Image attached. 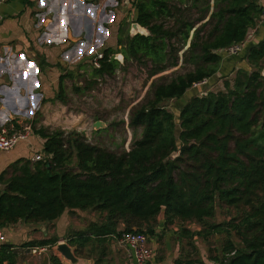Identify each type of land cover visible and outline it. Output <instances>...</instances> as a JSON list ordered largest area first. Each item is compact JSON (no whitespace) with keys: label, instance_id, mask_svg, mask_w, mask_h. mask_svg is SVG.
Returning <instances> with one entry per match:
<instances>
[{"label":"trees","instance_id":"16d2710c","mask_svg":"<svg viewBox=\"0 0 264 264\" xmlns=\"http://www.w3.org/2000/svg\"><path fill=\"white\" fill-rule=\"evenodd\" d=\"M213 7L211 12L212 0H137L136 23L149 35L121 34L124 63L151 65L150 77L176 68L194 32L183 55L194 69L155 84L152 97L131 111L130 127L142 133L130 151L114 153L87 143L81 134L51 132L32 121L33 134L44 140V160H19L0 175L1 230L19 222L51 223L67 211H91L102 221L68 243L79 255L87 246L102 247L96 264L104 262L103 246L109 242L130 233L152 239L170 228L181 246L171 264H264V39L247 50V66L225 81L223 91L190 97L177 118L165 105L182 100L205 80L218 79L225 50L245 44L264 13L259 0H214ZM103 54L100 68L92 64L94 79L122 68L114 50ZM71 76H61L55 98L43 103H65V80ZM218 207L235 214L223 224L210 223ZM190 224L200 229L193 231ZM196 237L221 243L220 252L209 251L210 263L200 257ZM58 242L53 238L27 247ZM12 248L0 247V264H16ZM51 260L62 264L56 256Z\"/></svg>","mask_w":264,"mask_h":264},{"label":"crops","instance_id":"0c3cea01","mask_svg":"<svg viewBox=\"0 0 264 264\" xmlns=\"http://www.w3.org/2000/svg\"><path fill=\"white\" fill-rule=\"evenodd\" d=\"M136 2L137 0H4L0 8V132L15 128V124L21 127L31 125L37 113L41 112L45 117L51 114L56 107L53 103L56 104L57 101H43L55 98L59 78L66 74L73 76L71 71L74 69H79L83 74V64H92L96 53L111 49L116 53L114 56L121 54L123 46L119 45V38L121 34L123 37L126 34L131 36V26L137 19ZM259 4L264 9V0H259ZM263 39L262 15L258 25L250 30L242 52L237 56L224 55L223 66L217 77L234 69L245 68L247 63L243 57L247 50ZM72 76L69 78H74ZM68 79L65 80V86ZM216 82L217 78L194 89L208 88ZM38 146L43 150L44 140L31 133L26 141L1 153L0 175L19 160L33 162L35 155L40 153ZM80 218L84 221L81 231L91 223L98 222L95 214L87 211H67L59 220L51 223L19 222L3 229L7 237L5 244L13 246L12 251L17 254L16 264H45V255L49 257L48 263H52L51 258L55 256L52 250L40 258L33 253L35 247H27L28 243L53 238L58 239V243L68 242L73 236L68 234L69 227L72 224L79 228ZM85 222L88 223L87 226ZM77 230L80 232V228ZM148 238L155 256L157 237ZM91 246L84 250L98 247ZM123 249L125 251H121V254L106 257L100 264H134L130 252ZM113 251L116 252L115 249ZM177 257V253L172 254L167 260L163 259L156 264H171Z\"/></svg>","mask_w":264,"mask_h":264},{"label":"rangeland","instance_id":"374dc122","mask_svg":"<svg viewBox=\"0 0 264 264\" xmlns=\"http://www.w3.org/2000/svg\"><path fill=\"white\" fill-rule=\"evenodd\" d=\"M213 5L214 0H212L211 12L214 10ZM193 17L196 18L197 14H194ZM208 19L209 18L206 20ZM167 25L172 26L173 20H169ZM193 35L194 32L191 33V38ZM191 38L188 44L184 46L179 53V65L176 68L169 69L154 77H150L149 75L151 65H140L132 61L128 64H122V68L118 69L115 75L105 76L103 78H92L93 67L90 62L83 65V74L79 72V69H74L71 71L74 78H69L68 81H66V102L61 103L57 101L58 105L57 102L56 104L53 103L56 107L52 113L46 117L41 112L37 113L35 116V121H37L36 127L46 128L51 132L62 130L66 135L75 132L83 135L87 143L97 145L114 153L119 154L124 151H130L132 143L136 139H140L142 133V129L134 130L130 127L131 111L152 97L155 84L169 83L176 77L184 75L194 69L192 63L185 64L183 62V55L190 46ZM236 71L237 70H235V72H229L226 75L222 74V77L218 78L214 85H209L208 88L193 89L189 91L182 100L169 101L165 105L177 118L183 106V102H187L190 97L196 94L207 92L208 89L212 92L223 91L225 81H232ZM91 81L95 84L90 88L92 84ZM75 89H80L81 92ZM96 122H102L105 125L97 130L94 126ZM34 139L40 143L37 138ZM38 150V152H40L39 154H44L41 147H39ZM87 212L94 213L91 211ZM94 214L97 221L101 222V216L96 213ZM234 214L235 211L230 213L228 210L226 211L218 207L216 217L209 220V222L223 224L225 221L231 220ZM83 223V218H80V225H78L80 231L83 229ZM85 224V226H87L88 223L85 222ZM188 227L193 231L200 229V226L196 224H190ZM79 228L71 224L68 234L74 235L79 232L77 230ZM162 232L163 231L159 230V234L157 235L158 248L155 251V256H153V262H155V264L163 259L167 260L172 254L177 253L178 257L180 255L181 246L179 245L177 236H174L172 233V229L170 228L165 233ZM218 240H220L219 237L216 238V241ZM195 241V246L198 248L199 255L205 263H210V250L219 252L221 250V243H215L213 239L208 243L196 237ZM109 245H111L110 249L108 247ZM183 246H185L184 248L186 250L188 249L185 241ZM103 247L107 250L106 257H113L115 254H121V251H125L123 249L124 247L118 241L109 242ZM101 248L102 247L98 246L95 249L83 250L82 255L77 254V252L76 255L80 258L92 261V264H96L98 263L97 261L101 259ZM113 249H115L116 252H114ZM214 254L215 253L212 252V255ZM105 258L103 260H105Z\"/></svg>","mask_w":264,"mask_h":264},{"label":"built area","instance_id":"2783aa9c","mask_svg":"<svg viewBox=\"0 0 264 264\" xmlns=\"http://www.w3.org/2000/svg\"><path fill=\"white\" fill-rule=\"evenodd\" d=\"M4 0H0V8L2 7ZM264 16V13H263ZM244 44L234 45L225 50L228 56H237L243 50ZM104 59V54L98 52L95 54L92 64L95 68H100V63ZM208 80H205L195 87H200L208 84ZM32 133V126L30 124L23 125L21 129H4L0 132V154L7 152L15 148L19 143L26 141ZM44 160V156L41 154L35 155L33 162H40ZM7 242L6 234L0 229V245ZM124 248H126L133 259L134 264H146L152 261L153 251L149 246V238L144 233H130L124 235L118 241ZM51 246L35 247L33 253L38 257H43L51 251ZM54 264V263H48Z\"/></svg>","mask_w":264,"mask_h":264},{"label":"water","instance_id":"95a60500","mask_svg":"<svg viewBox=\"0 0 264 264\" xmlns=\"http://www.w3.org/2000/svg\"><path fill=\"white\" fill-rule=\"evenodd\" d=\"M138 34L145 35V36L149 35L148 31L145 28H143L138 23H133L131 26V36H136ZM115 59L119 61L121 64L124 63V56L122 54H117L115 56ZM262 75L264 77V71L262 72ZM104 125L105 124L102 122H96L94 126H95V129L99 130L102 127H104ZM177 157H178L177 153H174L172 155L173 159ZM165 211H166V208L164 207L158 218V221L161 224H163L165 220ZM51 250L52 252L55 253V256L60 260L62 264H92V261L78 257L76 255L77 247L71 246L68 242L57 243L56 245L52 247ZM48 262H49V257L48 255H45L44 263L47 264Z\"/></svg>","mask_w":264,"mask_h":264},{"label":"bare ground","instance_id":"6f19581e","mask_svg":"<svg viewBox=\"0 0 264 264\" xmlns=\"http://www.w3.org/2000/svg\"><path fill=\"white\" fill-rule=\"evenodd\" d=\"M143 31H145V30H143Z\"/></svg>","mask_w":264,"mask_h":264}]
</instances>
